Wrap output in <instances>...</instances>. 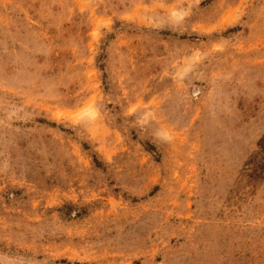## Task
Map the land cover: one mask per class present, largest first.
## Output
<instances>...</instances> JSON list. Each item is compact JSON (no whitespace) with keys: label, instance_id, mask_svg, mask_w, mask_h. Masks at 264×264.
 I'll return each instance as SVG.
<instances>
[{"label":"rangeland","instance_id":"rangeland-1","mask_svg":"<svg viewBox=\"0 0 264 264\" xmlns=\"http://www.w3.org/2000/svg\"><path fill=\"white\" fill-rule=\"evenodd\" d=\"M0 264H264V0H0Z\"/></svg>","mask_w":264,"mask_h":264}]
</instances>
